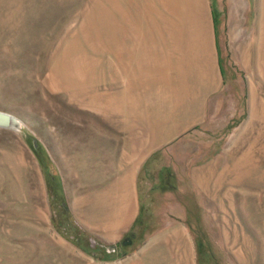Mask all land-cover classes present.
<instances>
[{
  "label": "rangeland",
  "instance_id": "rangeland-1",
  "mask_svg": "<svg viewBox=\"0 0 264 264\" xmlns=\"http://www.w3.org/2000/svg\"><path fill=\"white\" fill-rule=\"evenodd\" d=\"M175 1L0 0V111L16 123L0 128V264L184 263L172 227L187 264H264V0ZM211 16L224 83L208 129L137 160L136 192L114 195L121 146L171 112L191 57L216 74Z\"/></svg>",
  "mask_w": 264,
  "mask_h": 264
},
{
  "label": "crops",
  "instance_id": "crops-1",
  "mask_svg": "<svg viewBox=\"0 0 264 264\" xmlns=\"http://www.w3.org/2000/svg\"><path fill=\"white\" fill-rule=\"evenodd\" d=\"M211 28L216 53V74H214V76L206 74L204 69L197 63L196 57H191L192 65L187 67V74H181V76L186 77V81H180L178 77V81L173 88L171 112H167L164 116H161L160 119L156 118L154 124L148 123L147 127H142V130L146 134L145 139H140L134 142L133 145L125 143L121 146V160L117 163L119 166L117 165L115 169L119 177L117 181L112 184L110 183L111 185L108 187L114 195H131L132 179H134V191L136 192L137 186L135 180L139 166L136 170L134 164L137 160L140 161L144 159L149 152L152 151L153 153L157 149L163 148L174 141H184L188 136L198 131L199 128H201V130L208 129L207 126L203 125L206 124L212 116V96L219 93L224 83L223 74L220 69L214 18L212 16ZM189 75L191 76L189 77ZM182 92H184L185 95ZM218 107L217 105L215 106L216 112L219 109ZM128 149H133V158L130 157V159H128ZM127 180L129 182L128 184H126ZM105 193L108 194L111 192L106 191L101 194ZM115 206L118 208L119 205L115 204ZM127 206L126 202V209ZM118 220L114 222L113 226L109 225L110 223L108 222L110 221H105V224H103L109 227V229L112 227H114L113 229H118L121 224L123 225L125 223L127 216L120 221ZM122 228L116 230L115 233L113 232L111 236H115Z\"/></svg>",
  "mask_w": 264,
  "mask_h": 264
},
{
  "label": "bare ground",
  "instance_id": "bare-ground-1",
  "mask_svg": "<svg viewBox=\"0 0 264 264\" xmlns=\"http://www.w3.org/2000/svg\"><path fill=\"white\" fill-rule=\"evenodd\" d=\"M171 1H173V2H175V3H178L177 1H175V0H171ZM183 1V4H188V5H191V7L194 9V7H193V0H182ZM186 7V6H185ZM152 7H150L148 4L146 5V8H144L143 10V13H145V14H147V15H150L151 13H152V9H151ZM169 8H170V6H168L167 5V8H166V11H168L169 12ZM193 9H191L190 8V10H191V14L186 18V17H184V19H183V21L184 20H186L187 21V27H183V28H180L179 29V33H180V35H181V37L183 36V33H184V31H187V35H186V37L188 38V40L189 41H191V39H192V45H189L190 46V48L191 49H193V50H195V48H197V44H195V43H193V40L195 39V33H196V30H197V27H196V22H195V16H194V12H193ZM264 12V5L262 4V6H261V13L260 14H264L263 13ZM261 17V16H260ZM142 21V20H141ZM149 21H150V19H145L144 18V23H146V30H151V31H153V29H151V27H149L150 26V24H149ZM148 27V28H147ZM260 29H261V31L263 32V34H264V21L262 20L261 21V24H260ZM175 31V30H174ZM189 43V42H188ZM188 47V46H187ZM197 51V50H196ZM191 52H193L192 50H191ZM246 54V53H245ZM193 58V57H192ZM247 58V57H246ZM245 58V59H246ZM247 60V59H246ZM191 75H189V77H190ZM178 77L180 78V81L182 80L183 82H185L186 81V77H184V76H181V74L180 75H178ZM188 80V79H187ZM184 95H185V93L184 92H182ZM179 94H181V93H179ZM100 200H103V198H101V196L99 197V199L97 200V198H96V203H100L99 201ZM95 203V204H96ZM93 210H92V215L91 216H89V219H92V218H95V215H94V212H96L97 210H96V208H95V206L92 208ZM168 234L170 235V236H172L173 237V240L172 241H174V243L175 244H178L179 243V247H180V249H183L182 250V252H181V255H184V258L183 259H181V260H183L184 261V263H182V262H180V260H177L176 259V264H187L186 263V260L188 261V259H189V245H188V243H187V241L185 240V238H184V236L182 235V231L178 228V227H172V228H170L169 229V231H168ZM163 236L162 237H157V238H155L153 241H152V244H153V247H152V249H151V251H152V255H159V253L158 252H161V250H160V247H158V245H155V243H157V242H159L160 240L159 239H161V240H163ZM154 253V254H153Z\"/></svg>",
  "mask_w": 264,
  "mask_h": 264
},
{
  "label": "water",
  "instance_id": "water-1",
  "mask_svg": "<svg viewBox=\"0 0 264 264\" xmlns=\"http://www.w3.org/2000/svg\"><path fill=\"white\" fill-rule=\"evenodd\" d=\"M15 127V119L11 115L0 111V128L13 129Z\"/></svg>",
  "mask_w": 264,
  "mask_h": 264
},
{
  "label": "trees",
  "instance_id": "trees-1",
  "mask_svg": "<svg viewBox=\"0 0 264 264\" xmlns=\"http://www.w3.org/2000/svg\"><path fill=\"white\" fill-rule=\"evenodd\" d=\"M40 163H41V165L43 166V162H42V161H40Z\"/></svg>",
  "mask_w": 264,
  "mask_h": 264
}]
</instances>
